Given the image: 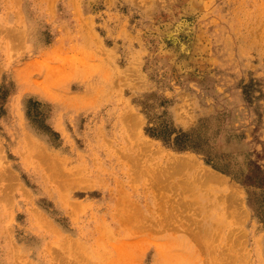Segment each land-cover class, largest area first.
<instances>
[{
    "label": "rangeland",
    "instance_id": "rangeland-1",
    "mask_svg": "<svg viewBox=\"0 0 264 264\" xmlns=\"http://www.w3.org/2000/svg\"><path fill=\"white\" fill-rule=\"evenodd\" d=\"M262 191L264 0H0V264H264Z\"/></svg>",
    "mask_w": 264,
    "mask_h": 264
},
{
    "label": "trees",
    "instance_id": "trees-1",
    "mask_svg": "<svg viewBox=\"0 0 264 264\" xmlns=\"http://www.w3.org/2000/svg\"><path fill=\"white\" fill-rule=\"evenodd\" d=\"M145 132L150 137L159 139L164 145H167L176 151L193 150L201 153L204 156L206 164L211 165L215 169L217 168L197 136L182 132L181 130H175L165 123H159L153 127L147 128L145 129ZM223 171H225V169ZM261 182L262 179L255 175V177L241 180L240 183L247 187L260 188L262 185ZM262 194H264V191H262ZM249 204L254 208L260 222L264 223V196H257L256 193L251 192V194H249Z\"/></svg>",
    "mask_w": 264,
    "mask_h": 264
},
{
    "label": "bare ground",
    "instance_id": "bare-ground-1",
    "mask_svg": "<svg viewBox=\"0 0 264 264\" xmlns=\"http://www.w3.org/2000/svg\"><path fill=\"white\" fill-rule=\"evenodd\" d=\"M148 146V145H147ZM149 149V148H148ZM216 181V180H215Z\"/></svg>",
    "mask_w": 264,
    "mask_h": 264
}]
</instances>
